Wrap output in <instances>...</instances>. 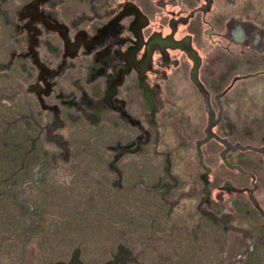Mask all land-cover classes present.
<instances>
[{
	"label": "rangeland",
	"instance_id": "rangeland-1",
	"mask_svg": "<svg viewBox=\"0 0 264 264\" xmlns=\"http://www.w3.org/2000/svg\"><path fill=\"white\" fill-rule=\"evenodd\" d=\"M264 264V0H0V264Z\"/></svg>",
	"mask_w": 264,
	"mask_h": 264
},
{
	"label": "trees",
	"instance_id": "trees-1",
	"mask_svg": "<svg viewBox=\"0 0 264 264\" xmlns=\"http://www.w3.org/2000/svg\"><path fill=\"white\" fill-rule=\"evenodd\" d=\"M249 264V263H248Z\"/></svg>",
	"mask_w": 264,
	"mask_h": 264
}]
</instances>
